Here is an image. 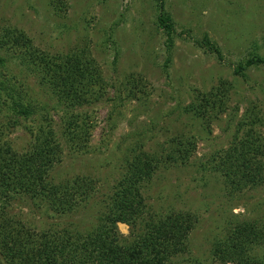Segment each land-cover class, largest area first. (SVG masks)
<instances>
[{"label":"rangeland","instance_id":"obj_1","mask_svg":"<svg viewBox=\"0 0 264 264\" xmlns=\"http://www.w3.org/2000/svg\"><path fill=\"white\" fill-rule=\"evenodd\" d=\"M162 8L173 24L170 36L159 25ZM5 28L25 33L38 48L51 54L88 50L111 85L110 102L81 110L90 115L95 126L89 149L71 152L64 145L63 163L50 175L53 183L82 176L100 179V187L108 188L120 177L131 150L144 146L148 153L159 151V145L172 137L198 133L199 123L180 110L222 81L236 86L230 112L199 136L194 159L205 163L216 151L228 147L229 123L234 116L236 121L241 119L249 103L260 109L264 119V67L254 66L245 79L235 76L241 63L264 56V0H0V30ZM206 37L221 50L222 59L201 48ZM140 79L139 100L111 101L124 83L137 84ZM27 83L26 88L37 93L36 82ZM39 99L46 101L52 125L60 134L69 111L55 109L48 98ZM31 122L10 131L6 138L17 151L26 148V131L36 126ZM154 182L148 195L151 206L163 213L192 212L200 221L187 253L174 264H222L212 251L225 237L226 223L232 218L264 225V190L227 197L221 179L193 164L163 168ZM100 201L101 197L91 205ZM10 209L36 230L48 229L50 224L64 229L71 224L72 229L87 232L92 226L91 210L60 219L44 209L36 211L29 200L13 202ZM118 229L126 239L136 232L123 224ZM261 256L264 264V252Z\"/></svg>","mask_w":264,"mask_h":264},{"label":"trees","instance_id":"obj_2","mask_svg":"<svg viewBox=\"0 0 264 264\" xmlns=\"http://www.w3.org/2000/svg\"><path fill=\"white\" fill-rule=\"evenodd\" d=\"M162 11L159 25L170 36L173 24ZM201 48L223 58L208 37ZM254 66L264 67V56L241 63L235 76L245 79ZM29 80L36 82L37 93L26 88ZM142 80L124 83L118 97L111 101L139 100ZM108 88L111 85L103 79L88 50L51 54L38 48L23 32L0 30V264H174L187 253L200 221L192 212L163 213L148 203L150 187L163 168L200 167L207 175L221 179L223 192L231 198L264 190V119L252 102L241 119L236 121L234 116L230 121L228 147L216 151L205 163L194 159L199 136L211 131L230 112L236 86L226 81L196 95L180 110L193 123H199L198 133L172 137L159 145V151L148 153L144 146L131 150L122 163L120 177L108 188L100 187V179L82 176L53 183L50 175L63 163L64 145L71 152L89 149L95 126L90 115L81 110L110 102ZM39 98H48L55 109L69 111L60 134L52 125L46 101ZM29 122L36 126L27 129L26 148L17 151L6 138L10 131ZM100 197V203L92 206ZM25 200L36 211L44 209L53 218L91 210L92 226L87 232L72 229L71 224L64 229L50 224L48 229L36 230L25 219L11 214L12 203ZM237 220L227 221L226 235L214 245L213 257L222 264H262L264 225ZM120 224L136 232L126 239L119 232Z\"/></svg>","mask_w":264,"mask_h":264}]
</instances>
